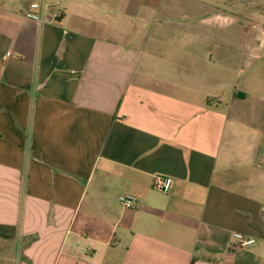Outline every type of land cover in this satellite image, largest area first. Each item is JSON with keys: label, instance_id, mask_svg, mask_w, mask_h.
<instances>
[{"label": "crops", "instance_id": "crops-1", "mask_svg": "<svg viewBox=\"0 0 264 264\" xmlns=\"http://www.w3.org/2000/svg\"><path fill=\"white\" fill-rule=\"evenodd\" d=\"M220 3L0 0V264H264V27Z\"/></svg>", "mask_w": 264, "mask_h": 264}, {"label": "rangeland", "instance_id": "rangeland-1", "mask_svg": "<svg viewBox=\"0 0 264 264\" xmlns=\"http://www.w3.org/2000/svg\"><path fill=\"white\" fill-rule=\"evenodd\" d=\"M218 7L224 17L217 22L221 23L219 26L223 29L221 44L229 47L259 43L262 37L256 36L254 24L258 22L264 27V19L257 21L254 13L259 10L264 14V0H221ZM199 17L194 21L195 29L203 28Z\"/></svg>", "mask_w": 264, "mask_h": 264}, {"label": "built area", "instance_id": "built-area-1", "mask_svg": "<svg viewBox=\"0 0 264 264\" xmlns=\"http://www.w3.org/2000/svg\"><path fill=\"white\" fill-rule=\"evenodd\" d=\"M45 6L40 3H32L25 14L27 20L37 22L39 24L44 23L43 13L45 11ZM62 13H55L56 19L61 18ZM171 178H158L156 182V188L163 192L169 193L172 187ZM122 206L129 210H136L139 208V200L132 195L122 196L119 199ZM256 243V240L250 238L242 233H232L230 237V249L232 251H241L253 246Z\"/></svg>", "mask_w": 264, "mask_h": 264}]
</instances>
